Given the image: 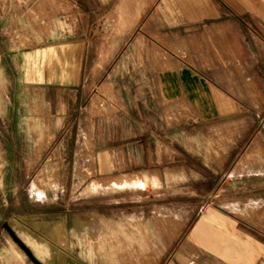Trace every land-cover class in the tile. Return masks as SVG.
Wrapping results in <instances>:
<instances>
[{"label": "rangeland", "instance_id": "obj_1", "mask_svg": "<svg viewBox=\"0 0 264 264\" xmlns=\"http://www.w3.org/2000/svg\"><path fill=\"white\" fill-rule=\"evenodd\" d=\"M50 1L0 0V264H244L226 254L235 246L227 233L236 225L241 240L243 230L264 234V205L256 195L234 196L218 180L226 159L213 157L218 150L209 141H203L204 165L185 158L199 172L197 181L180 179L179 165L173 173L159 165L155 175L148 164L109 165L108 172L98 165L100 153L121 142L128 121H139L142 139L148 124L164 123L162 102L149 101L147 86L132 83L137 71L114 61L91 70L108 87L88 86L76 103L54 86L28 84L22 50L36 40L70 39L52 36L68 26L53 21ZM112 27L102 20L93 30ZM174 129L179 140L180 125ZM154 135L164 140L163 129ZM260 151L252 150L253 161ZM159 154L162 160L164 150ZM255 180L252 194L263 182ZM250 199L247 211L233 210V201L244 206Z\"/></svg>", "mask_w": 264, "mask_h": 264}, {"label": "crops", "instance_id": "obj_2", "mask_svg": "<svg viewBox=\"0 0 264 264\" xmlns=\"http://www.w3.org/2000/svg\"><path fill=\"white\" fill-rule=\"evenodd\" d=\"M50 2L53 21L62 26L67 21L68 26L65 33L53 30L52 36L70 39L48 44L36 40L22 50L28 84L54 86L59 94H68V102H81L86 87H108V82L93 80L91 70L106 69L114 61L116 68L137 71L132 83L146 85L147 99L164 107V123L148 124L146 147L140 144L147 136L141 138L145 134L139 121H128L121 142L100 153L101 169L148 164L155 175L159 165L165 173H173L172 167L179 165L180 179L197 181L202 179L199 172L185 158L204 165L206 139L210 148L218 150L213 157L226 159L218 180H226L234 196L256 195L264 205V0ZM102 20L113 22L110 32L93 30ZM57 97L58 104L63 102V96ZM173 121L181 127L179 140L172 134L177 131ZM156 129H163V141H156ZM241 134L247 139L238 138ZM237 148L242 149L237 153ZM256 149L261 150L259 162L252 158ZM162 150L164 158L156 159ZM255 179L263 181L258 194L251 193ZM251 203L250 199L242 206L235 200L231 206L234 211H247ZM239 229L230 226L226 239L231 236L235 246L226 254L243 258L244 264H264V234L243 230L241 240Z\"/></svg>", "mask_w": 264, "mask_h": 264}]
</instances>
